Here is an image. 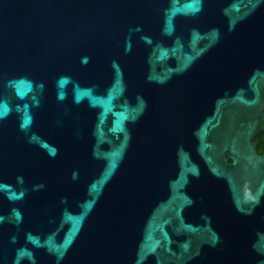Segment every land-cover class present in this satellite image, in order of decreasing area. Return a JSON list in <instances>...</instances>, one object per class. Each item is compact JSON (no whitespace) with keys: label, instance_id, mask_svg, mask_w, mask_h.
<instances>
[{"label":"water","instance_id":"obj_1","mask_svg":"<svg viewBox=\"0 0 264 264\" xmlns=\"http://www.w3.org/2000/svg\"><path fill=\"white\" fill-rule=\"evenodd\" d=\"M264 0H0V264H264Z\"/></svg>","mask_w":264,"mask_h":264},{"label":"trees","instance_id":"obj_2","mask_svg":"<svg viewBox=\"0 0 264 264\" xmlns=\"http://www.w3.org/2000/svg\"><path fill=\"white\" fill-rule=\"evenodd\" d=\"M255 141L257 142L259 153H264V133L259 134Z\"/></svg>","mask_w":264,"mask_h":264},{"label":"flooded vegetation","instance_id":"obj_3","mask_svg":"<svg viewBox=\"0 0 264 264\" xmlns=\"http://www.w3.org/2000/svg\"><path fill=\"white\" fill-rule=\"evenodd\" d=\"M256 139V138H255Z\"/></svg>","mask_w":264,"mask_h":264}]
</instances>
